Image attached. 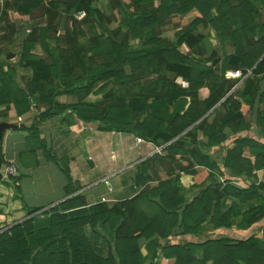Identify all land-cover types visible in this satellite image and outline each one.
Wrapping results in <instances>:
<instances>
[{"label": "trees", "instance_id": "trees-1", "mask_svg": "<svg viewBox=\"0 0 264 264\" xmlns=\"http://www.w3.org/2000/svg\"><path fill=\"white\" fill-rule=\"evenodd\" d=\"M1 1L0 117L13 110L28 118L24 127L31 153L40 143L39 121L68 122L74 117L132 133L166 153L136 166V182L158 180L157 187H146L112 205H88L76 194L50 208L28 207L18 177L0 176V264H144L160 256L173 259V264H264V240L255 237L235 244L212 237L195 243L159 242L180 227L189 233L206 224L227 226L229 210L222 207L231 193L241 203L249 197L257 200L243 213L247 224L264 215V194L253 192L264 193L263 183H250L244 190L229 182L222 189L218 181L206 185L217 163L183 147L222 146L228 139L226 129L245 130L246 113L256 104L263 105L257 121L264 133V0ZM193 9L198 15L187 20ZM65 26L71 45L66 43ZM167 26L174 29L172 35L165 34ZM19 32L21 44L13 51L10 46ZM190 37L197 42L184 52L180 47ZM132 40L138 45L132 46ZM201 43L208 50L205 58ZM13 58L20 69L29 71L21 81L17 67H5ZM233 71L239 76H228ZM97 94L100 101L86 100ZM62 95L67 102L58 100ZM150 101L165 108L149 112ZM38 104L46 108L35 113ZM214 115L216 121L210 122ZM200 132L204 142L198 139ZM182 147L190 155L179 153ZM244 147L250 156H242ZM47 156L66 176V194L74 192L68 160L50 152ZM222 165L234 176H255L253 171L264 165V144L236 138ZM181 172L190 174L198 189L191 201L169 179ZM86 226L104 239L105 256L97 253ZM140 239L149 240L153 253L142 252Z\"/></svg>", "mask_w": 264, "mask_h": 264}, {"label": "crops", "instance_id": "crops-1", "mask_svg": "<svg viewBox=\"0 0 264 264\" xmlns=\"http://www.w3.org/2000/svg\"><path fill=\"white\" fill-rule=\"evenodd\" d=\"M90 96L96 101L102 98L101 94ZM58 100L65 103L68 97L62 95ZM45 108V104H38L34 111L38 113ZM33 115H35L34 112ZM27 120L28 118L16 116L13 110L9 112L8 117L1 120L0 142L3 161L0 160V173L7 165H13L16 168L17 184L28 207L50 208L76 194L81 195L88 205L102 202V197L106 200L104 203L112 205L132 198L146 187L155 188L159 184L158 180H152L143 187V184H138L135 180L136 166L140 161L155 154L166 153L150 141L145 139L138 141V137L132 133L106 129L101 121H82L74 117L68 123L57 118H49L37 123L40 143L34 144L33 154L26 143L27 131L24 125L30 123ZM198 136V139L202 141L201 132ZM225 145L224 143L220 147L208 149L203 147V150L195 144H185L183 147L191 151L196 150L202 159L209 157L213 163H217L216 166L211 167L213 177L206 182V185L218 181L222 189L229 182L239 190L247 189L248 186H242L244 185L243 180H240L242 178L234 176L229 168L222 165V158L226 154H223ZM231 145L232 148L234 143ZM183 147L179 149V153L190 155V153L184 154ZM45 150L58 159L68 160L74 192L66 194L68 180L58 165L48 159V152ZM248 154L244 150L242 156L248 157ZM147 171L149 175L151 169ZM242 177L247 178L245 175ZM169 179L174 182L184 199L191 201L198 194V189L193 186L191 175L187 172H181L178 176L174 175ZM253 192L258 195L264 194L261 189ZM225 201L222 209L229 210L227 226L216 228L213 224H206L203 225L204 228L201 227L189 233H184L183 227H180L170 236L159 238V242L162 244H178L187 241L195 243L209 237L226 239L229 244L252 237L264 240V215L251 224H247L243 219V213L250 205L256 206L257 200L249 197L241 203L231 193ZM93 232L88 233L91 242L95 249L96 246H102L99 252L103 251V253L99 254L105 256L106 243L97 232ZM139 245L145 255L149 251L153 253L155 249L154 247L151 249L149 240L140 239ZM152 261L155 263L157 259H149L144 264ZM173 262V259L164 256H160L157 261L158 264H173ZM211 263V261L207 262V264Z\"/></svg>", "mask_w": 264, "mask_h": 264}, {"label": "rangeland", "instance_id": "rangeland-1", "mask_svg": "<svg viewBox=\"0 0 264 264\" xmlns=\"http://www.w3.org/2000/svg\"><path fill=\"white\" fill-rule=\"evenodd\" d=\"M80 13L82 14L83 11H80ZM197 15H198L197 11L193 9L192 11H190L188 13V15L186 16V19L187 20H191V19H193ZM36 16H37V14H36ZM263 19H264V17H263ZM39 22L41 24H44L46 22V20L45 19H39ZM3 28H4V18H3V13H2V1L0 0V30L3 29ZM63 30H65L66 34L69 37V39H67L66 43L68 45H71L70 34L68 33L67 27L65 26V29H63ZM165 30H166L165 31V34H169V35H172L173 32H174L173 31L174 29L169 28V26H167L165 28ZM58 32H60V31H58ZM207 32H208L209 39H210L211 43L212 44L216 43L212 31L210 29H208ZM22 37H23V33L19 32V35L16 38L15 42L13 44H11V46H10L13 51H18V46H20V44H21ZM196 42H197V40L195 38L190 37V39L187 40L186 42H184L181 45L180 48L184 52L190 51L192 49V47L196 44ZM130 43H131L132 46H137L138 45V40H134V41L132 40V41H130ZM201 50H202L201 51V55L204 58L207 57L208 56V50L205 47V45L202 44V43H201ZM3 60L5 61V59H3ZM16 61H17V59H15V58L11 59L8 62L5 61V67H7L8 65H14V67H17L18 68V78L17 79H18V81H21V78L22 77L28 76L29 71H25V70L20 69L17 66ZM229 73H231V72H229ZM228 76H230V74H228ZM238 84H239V82H238ZM184 85H185L184 87H187L188 82H185ZM261 86L264 89V82L261 84ZM236 97H238L239 99H241V96L240 95H236ZM94 99L95 98H93L92 96H90L86 100L87 101H90V102L96 101ZM262 107H263V105L256 104V105H254V107H253V109L251 111H248L246 113V117H245V121H244L245 122V130H240V131H238L236 133H231L228 129H226L228 131V139L226 141H224V143L226 144L225 145L226 148L224 149L223 154L227 152V149H230L231 148V146H232L231 144L234 143V140L236 138H245V137H248L249 138L250 137V138L255 139L256 141H259V142H261V143L264 144V133L261 131V129L259 127V124H258V121H257V110H259V109L261 110ZM164 108L165 107L162 104H160V103H152L150 101L149 102L148 111L151 112L154 109L155 110L160 109V110L163 111ZM215 119H216V117L214 115V116H211L209 118V121H216ZM1 120H3V119L0 117V122H1ZM201 137H202V142H204L206 140V138L204 136H201ZM244 150L246 152H248L249 153L248 155L250 156V150L248 149V147H244L243 152H244ZM253 174H255V173L253 172ZM239 177L242 178L240 180H243V182H244L243 184L244 185H242V186H244V187L245 186H249L250 183H256V177H257L256 174H255V176H251V177H248L247 176V178H245V179H243L242 176H238V178ZM86 231H87V233L93 232V230L90 229L89 226H86ZM91 238H92V236H91ZM102 245H104V244H102ZM99 249L101 250L102 249V246H96V251H97V253H103V251L102 252H99Z\"/></svg>", "mask_w": 264, "mask_h": 264}, {"label": "built area", "instance_id": "built-area-1", "mask_svg": "<svg viewBox=\"0 0 264 264\" xmlns=\"http://www.w3.org/2000/svg\"><path fill=\"white\" fill-rule=\"evenodd\" d=\"M230 74V76H239V72L238 71H233L231 73H228ZM185 82L182 83L183 86ZM138 141H141V138H138L137 139ZM254 173L256 174V183L259 184V183H263L264 184V165L262 166L261 169H258V170H254ZM17 175V170L16 168L13 166V165H7L3 168V171L1 173V177L2 178H7L8 176H15ZM101 201L104 202L106 201L104 197L101 198Z\"/></svg>", "mask_w": 264, "mask_h": 264}, {"label": "water", "instance_id": "water-1", "mask_svg": "<svg viewBox=\"0 0 264 264\" xmlns=\"http://www.w3.org/2000/svg\"><path fill=\"white\" fill-rule=\"evenodd\" d=\"M262 57H263V56H262ZM262 57H261V58H262ZM261 58H260V59H261ZM260 59H259V60H260ZM259 60H258V61H259ZM258 61H257V63H258ZM257 63H256V64H257ZM256 64H255V65H256ZM255 65H254V66H255ZM0 176H1V173H0ZM9 227H10V226H9Z\"/></svg>", "mask_w": 264, "mask_h": 264}]
</instances>
